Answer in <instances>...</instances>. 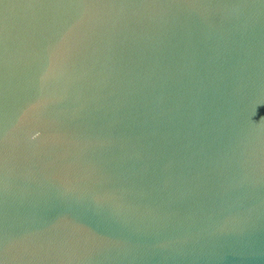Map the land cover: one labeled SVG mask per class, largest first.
I'll return each instance as SVG.
<instances>
[{"label":"water","instance_id":"water-1","mask_svg":"<svg viewBox=\"0 0 264 264\" xmlns=\"http://www.w3.org/2000/svg\"><path fill=\"white\" fill-rule=\"evenodd\" d=\"M0 264H264V0H0Z\"/></svg>","mask_w":264,"mask_h":264}]
</instances>
